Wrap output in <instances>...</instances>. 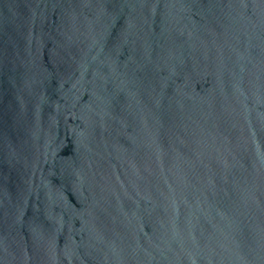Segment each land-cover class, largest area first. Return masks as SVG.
Returning <instances> with one entry per match:
<instances>
[{
  "label": "water",
  "instance_id": "1",
  "mask_svg": "<svg viewBox=\"0 0 264 264\" xmlns=\"http://www.w3.org/2000/svg\"><path fill=\"white\" fill-rule=\"evenodd\" d=\"M0 264H264V0H0Z\"/></svg>",
  "mask_w": 264,
  "mask_h": 264
}]
</instances>
